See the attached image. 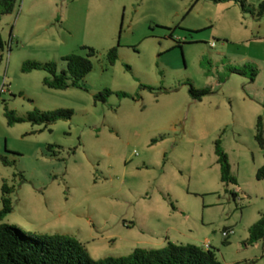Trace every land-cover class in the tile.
I'll use <instances>...</instances> for the list:
<instances>
[{
  "label": "rangeland",
  "instance_id": "1",
  "mask_svg": "<svg viewBox=\"0 0 264 264\" xmlns=\"http://www.w3.org/2000/svg\"><path fill=\"white\" fill-rule=\"evenodd\" d=\"M245 1L256 13L264 0ZM0 37V210L3 182L14 189L0 224L75 238L93 260L170 242L264 264V240L247 244L264 214V16L213 0H18ZM82 47L96 56L80 88L52 90L46 72L21 71L53 62L59 72ZM190 86L211 93L194 101ZM34 110L73 115L48 127L5 116ZM216 140L235 183L220 180Z\"/></svg>",
  "mask_w": 264,
  "mask_h": 264
},
{
  "label": "trees",
  "instance_id": "2",
  "mask_svg": "<svg viewBox=\"0 0 264 264\" xmlns=\"http://www.w3.org/2000/svg\"><path fill=\"white\" fill-rule=\"evenodd\" d=\"M215 3L234 2L240 5L241 10L251 13L257 19L264 16V1L254 12L245 0H213ZM18 3V0H0V21L3 17L11 15ZM5 43L0 37V59L4 51ZM86 50V56L69 54L62 58L65 68L58 72L53 62L38 63L25 62L21 67L23 73L34 70L44 71L48 74L43 79V84L52 90H66L69 88H80L84 78L92 71L91 58L96 56V51L89 47H82ZM106 59L110 65H114L118 59L117 48H111ZM243 75V72L236 71ZM254 77V75H253ZM253 77L251 81H253ZM209 89L196 90L192 86L189 94L194 101H200L204 96L210 94ZM110 95V91L104 90L95 96L96 101L104 102ZM126 97L125 94H122ZM73 113L69 110H54L41 112L34 110L25 117H16L13 113L5 111L9 125L29 122L32 125L51 126L60 120L71 119ZM255 140L261 149L264 148L263 121L259 117L256 124ZM52 147L49 146L48 150ZM215 154L220 169V180L222 183H235L231 176L230 165L227 157L222 151L220 141H215ZM4 164H6L4 162ZM255 178L258 181L264 180V164L256 171ZM13 187H9L5 181L1 188L0 222L12 212L10 195ZM235 196V195H234ZM264 240V214L259 220L248 229L247 244L252 245ZM227 245V240L223 241ZM253 263V262H252ZM251 263V264H252ZM0 264H224L221 263L215 252L208 248L203 249L194 245H175L168 242L159 249H135L127 257H106L98 260L90 258L85 247L75 238L53 234L32 236L23 233L17 227L8 224H0Z\"/></svg>",
  "mask_w": 264,
  "mask_h": 264
},
{
  "label": "built area",
  "instance_id": "3",
  "mask_svg": "<svg viewBox=\"0 0 264 264\" xmlns=\"http://www.w3.org/2000/svg\"><path fill=\"white\" fill-rule=\"evenodd\" d=\"M8 92V86L6 85L5 82H2L0 84V95L6 94ZM234 234L233 230H225L222 232V237L224 240H227L230 236Z\"/></svg>",
  "mask_w": 264,
  "mask_h": 264
}]
</instances>
